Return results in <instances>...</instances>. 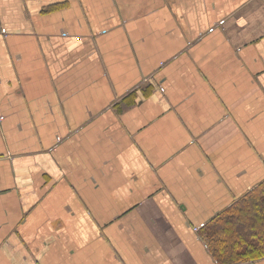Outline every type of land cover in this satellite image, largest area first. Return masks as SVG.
<instances>
[{"label":"crops","instance_id":"obj_1","mask_svg":"<svg viewBox=\"0 0 264 264\" xmlns=\"http://www.w3.org/2000/svg\"><path fill=\"white\" fill-rule=\"evenodd\" d=\"M263 182L264 0H0V264H220Z\"/></svg>","mask_w":264,"mask_h":264},{"label":"trees","instance_id":"obj_2","mask_svg":"<svg viewBox=\"0 0 264 264\" xmlns=\"http://www.w3.org/2000/svg\"><path fill=\"white\" fill-rule=\"evenodd\" d=\"M238 203L200 229L220 264L259 257L264 249V182Z\"/></svg>","mask_w":264,"mask_h":264},{"label":"built area","instance_id":"obj_3","mask_svg":"<svg viewBox=\"0 0 264 264\" xmlns=\"http://www.w3.org/2000/svg\"><path fill=\"white\" fill-rule=\"evenodd\" d=\"M195 230L197 231L198 229L196 228Z\"/></svg>","mask_w":264,"mask_h":264}]
</instances>
